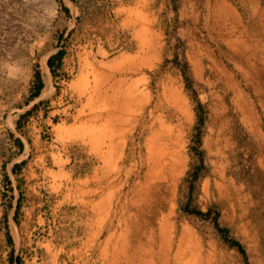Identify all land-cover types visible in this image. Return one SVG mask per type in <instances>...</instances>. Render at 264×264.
I'll return each mask as SVG.
<instances>
[{
    "label": "rangeland",
    "instance_id": "1",
    "mask_svg": "<svg viewBox=\"0 0 264 264\" xmlns=\"http://www.w3.org/2000/svg\"><path fill=\"white\" fill-rule=\"evenodd\" d=\"M160 224L168 264H264V0H0V264H127Z\"/></svg>",
    "mask_w": 264,
    "mask_h": 264
},
{
    "label": "bare ground",
    "instance_id": "2",
    "mask_svg": "<svg viewBox=\"0 0 264 264\" xmlns=\"http://www.w3.org/2000/svg\"><path fill=\"white\" fill-rule=\"evenodd\" d=\"M116 100V99H115ZM168 132V131H167ZM160 169V168H159ZM158 169V170H159ZM155 170L154 168L152 171ZM157 170V169H156ZM157 170V172H158ZM156 172V173H157ZM149 173V172H148ZM156 179L160 180V176L156 175L152 172H150L145 180L144 188L147 189V187L151 186V179ZM144 208V207H143ZM139 220V219H138ZM164 223V222H163ZM161 225V224H160ZM168 226V225H167ZM167 228L166 225H161L158 229L157 233V243H158V248L157 251L155 252L156 254H153V257L155 258V262H147L146 264H168V257L166 258V251L168 250L165 247L166 239H167ZM169 231V230H168ZM187 233V230H185V234ZM184 235V234H183ZM185 237V236H184ZM183 238V237H182ZM154 242V241H153ZM167 245V244H166ZM188 245V244H187ZM184 246V245H183ZM189 247V246H188ZM167 249V250H165ZM195 251L196 249H191L189 251H185L182 246H178L177 252L174 255L173 258V264H196V258H195ZM153 258V259H154ZM139 259V258H138ZM140 261V260H138ZM131 262V261H130ZM135 264V263H134Z\"/></svg>",
    "mask_w": 264,
    "mask_h": 264
},
{
    "label": "trees",
    "instance_id": "3",
    "mask_svg": "<svg viewBox=\"0 0 264 264\" xmlns=\"http://www.w3.org/2000/svg\"><path fill=\"white\" fill-rule=\"evenodd\" d=\"M60 54H61V51L60 50H58V51L50 54L47 57V59H46V63L50 67H52V64H53L54 59H59ZM35 78H36L35 79L36 83H35V85H33V89H32V92H31V96H34V95H36L38 93L39 88H40V84H41V81L39 79L38 74H36ZM192 212L195 213L196 215L203 216V217H205L208 214V212H201V211H198V210H194ZM216 228L221 233L222 237H224L225 230L223 228H220V227H217V226H216ZM228 244L230 246H235L240 253H243V250L241 249L240 245L237 242L231 241V242H228Z\"/></svg>",
    "mask_w": 264,
    "mask_h": 264
},
{
    "label": "crops",
    "instance_id": "4",
    "mask_svg": "<svg viewBox=\"0 0 264 264\" xmlns=\"http://www.w3.org/2000/svg\"><path fill=\"white\" fill-rule=\"evenodd\" d=\"M140 211L141 210H139V212ZM147 253L149 254V257L150 258L142 259V258H139V256L138 257L136 256L135 258L132 257L131 259H126V262H127V264H134V263L135 264H146L147 262H155V258L153 257V253L152 252L151 253L147 252ZM138 260H140V261H138Z\"/></svg>",
    "mask_w": 264,
    "mask_h": 264
}]
</instances>
